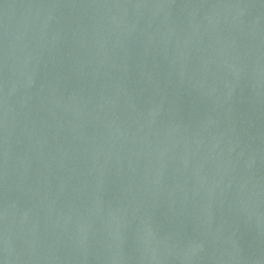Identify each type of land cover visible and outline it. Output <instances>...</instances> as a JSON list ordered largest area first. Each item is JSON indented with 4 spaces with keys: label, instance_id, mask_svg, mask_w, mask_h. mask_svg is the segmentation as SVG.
Instances as JSON below:
<instances>
[{
    "label": "water",
    "instance_id": "1",
    "mask_svg": "<svg viewBox=\"0 0 264 264\" xmlns=\"http://www.w3.org/2000/svg\"><path fill=\"white\" fill-rule=\"evenodd\" d=\"M0 264H264V0H0Z\"/></svg>",
    "mask_w": 264,
    "mask_h": 264
}]
</instances>
